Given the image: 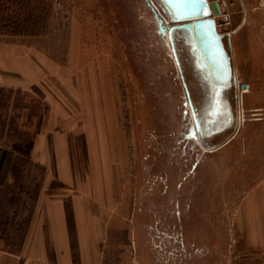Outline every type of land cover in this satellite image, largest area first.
<instances>
[{
  "label": "rangeland",
  "instance_id": "374dc122",
  "mask_svg": "<svg viewBox=\"0 0 264 264\" xmlns=\"http://www.w3.org/2000/svg\"><path fill=\"white\" fill-rule=\"evenodd\" d=\"M208 1L220 5L212 18L237 82L226 91L234 122L210 140L199 164L208 178L198 185L201 174L176 180L168 167L184 92L143 0H0V34L30 43V78L45 92L30 95L29 121L24 98L0 95V145L19 164L20 247L43 173L36 148L45 115L67 264H201L203 253L206 264H249L256 256L249 242L264 240V10L259 0ZM179 49L197 101L201 90ZM174 232L185 251L168 241ZM36 241L30 264H66L59 252L48 263Z\"/></svg>",
  "mask_w": 264,
  "mask_h": 264
},
{
  "label": "crops",
  "instance_id": "0c3cea01",
  "mask_svg": "<svg viewBox=\"0 0 264 264\" xmlns=\"http://www.w3.org/2000/svg\"><path fill=\"white\" fill-rule=\"evenodd\" d=\"M22 39L24 38L0 34V95L6 94L11 97L20 95L24 98L26 107L22 109V118L29 121L30 95L40 94L41 91L44 98L45 92L44 88L35 84L34 76L30 78V73L34 72L35 67L30 66V43ZM42 122L41 143L38 147L33 145V149L37 147L38 151H42V161L38 162L40 163L38 167L43 173L38 184L36 199L30 196L27 232L21 247L19 245V185L17 171H14L19 164L17 160L7 161L12 150L9 151L6 146L0 145V264H30V249L35 247L34 241H36L34 235L40 233H46L47 238L42 241L37 240L36 247L46 250L48 263L58 261L60 256L66 264L70 261L67 251L68 235L64 200L61 196L57 197L58 195L55 194L57 192L52 195L51 191V152L56 146L51 144V130L47 129L45 115L42 116ZM10 157L12 158V155ZM29 191L27 185V192ZM27 204L29 205L28 201ZM256 216H260L258 210ZM262 238L257 235L249 242V248L256 254L245 258L249 264H264ZM52 252L57 256L54 260L51 257Z\"/></svg>",
  "mask_w": 264,
  "mask_h": 264
},
{
  "label": "flooded vegetation",
  "instance_id": "af4514ba",
  "mask_svg": "<svg viewBox=\"0 0 264 264\" xmlns=\"http://www.w3.org/2000/svg\"><path fill=\"white\" fill-rule=\"evenodd\" d=\"M144 6L146 7V9L150 12L151 17H152V21L154 22L155 25V33L158 37L159 42L165 46L166 51H167V56L171 59L176 72L175 74L170 77L171 80L173 79L174 81L177 79L181 88L183 89L184 95L180 101V104L182 106L181 111H180V119H181V123H180V129L177 131L178 135H177V139H175V144L174 146L172 145L171 147L173 148L172 151L170 152L172 156H176V159L173 160L171 163L170 168L174 167L175 171H174V178L176 180H186L187 177H189L192 174V178H198L197 175L199 176V179H197L198 181V185L202 184L203 179L208 178L207 173L205 175V172L203 173V171L201 173L199 168H201V166L199 167V164H201L202 161H204L203 156H204V152L208 151L207 149H212L214 147H212V145L210 144V140L213 137H216L217 135H220L221 133L225 132L226 130H228L233 122H234V116H233V111H232V107L230 105V102L226 96V91L230 88L231 85H235V83L237 82L236 80L233 81L232 76H233V72L231 70V76L230 79L228 81L227 86L223 89L221 98H220V109L222 110L221 113H219L218 117L220 119H218V123H219V128L217 129V131L215 132H208V131H203V133L201 135H199L197 132H194V134H191V127L193 126V116L191 114V109H193L197 119L200 120V123L202 125V127L204 128V130L207 127H210L209 129H211V124L209 123V119L208 117L205 115L206 112L209 110V108L214 105V97L212 94V90L214 89V83L211 79L206 78L203 74V71L201 69H199L196 66V60L194 55L191 53V47L183 40V39H176L174 41V48H175V56L173 55V53L170 50L169 44L162 39L160 33H159V25L158 22L154 16L153 11L151 10V8L147 5V3L145 2V0H143ZM179 46L182 48V50L186 53L189 64L191 66V74L194 78V84L198 85V88L201 90V97L195 101L193 94H192V87L188 82V78L186 75V71L184 69V65L182 62V56L180 53V49ZM150 65L151 68H155V72L165 75L164 71L160 68L158 69L157 64L151 63ZM168 79V78H167ZM216 122V124H218ZM214 130V129H213ZM171 161V160H170ZM205 163V162H203ZM209 164V162L207 161L205 164ZM189 165V169L188 171L184 172V175H182L180 177L181 174V170L186 168V166ZM172 166V167H171ZM219 167V165H218ZM198 169V170H197ZM217 169V168H215ZM209 169H204V171H208ZM209 172V171H208ZM173 173V172H172ZM197 176V177H196ZM200 179L202 181H200ZM201 182V184H200ZM197 185V186H198ZM199 194V191H198ZM200 200V199H198ZM175 201V200H174ZM173 201V202H174ZM189 206V205H188ZM176 210L174 209V214H176L178 217L181 216V207H180V203H178L177 200V205H176ZM183 211H187L186 213H190V208L188 207L187 210H183ZM168 237V241L169 239L172 240V242H174L175 244H180L179 246L183 247V249L185 248V244H184V240H182L181 238V234L179 232H174L173 235H166ZM166 237V238H167ZM187 245H190V241H188V243H186ZM161 247V246H160ZM175 248L173 247L167 251L169 254H171L170 256L175 259L178 256V250L176 249L177 252H175ZM186 249V248H185ZM184 249V251H185ZM203 250V249H202ZM190 255H192L190 253ZM203 258H204V253H203ZM201 259L202 263L201 264H206L205 259ZM177 262V260H176Z\"/></svg>",
  "mask_w": 264,
  "mask_h": 264
},
{
  "label": "water",
  "instance_id": "95a60500",
  "mask_svg": "<svg viewBox=\"0 0 264 264\" xmlns=\"http://www.w3.org/2000/svg\"><path fill=\"white\" fill-rule=\"evenodd\" d=\"M145 2L153 11L159 25V33L166 44H169L173 55L175 56L174 41L183 39L191 47L196 66L214 83L212 90L214 105L205 114L212 125L211 129L214 130H210V127L204 130L191 109L194 122L190 129L191 134L197 132L201 135L203 131H217L218 119H220L218 114L222 112L219 105L220 98L231 76L230 58L223 46L222 35L217 32L215 20L212 18V14H220L218 4L214 1L208 3L207 0H156L162 13L171 23L168 26L152 1L145 0ZM232 79L236 80L234 74Z\"/></svg>",
  "mask_w": 264,
  "mask_h": 264
},
{
  "label": "bare ground",
  "instance_id": "6f19581e",
  "mask_svg": "<svg viewBox=\"0 0 264 264\" xmlns=\"http://www.w3.org/2000/svg\"><path fill=\"white\" fill-rule=\"evenodd\" d=\"M151 1H152V0H151ZM207 2L210 3L211 1H208V0H207ZM152 3H153V2H152ZM153 4H154V3H153ZM217 4H218V3H217ZM154 6H155L156 9H157V6H156V5H154ZM218 7H219V9H220V5H218ZM159 9H160V8H159ZM159 12H160V14L162 15V17L164 18L166 24L168 25V23H169V24L171 25V23L167 20V18L165 17V15L162 13L161 9H160ZM220 13H221V10H220ZM219 15H220V14H219ZM213 16H218V15H213V14H212V17H213Z\"/></svg>",
  "mask_w": 264,
  "mask_h": 264
},
{
  "label": "built area",
  "instance_id": "2783aa9c",
  "mask_svg": "<svg viewBox=\"0 0 264 264\" xmlns=\"http://www.w3.org/2000/svg\"><path fill=\"white\" fill-rule=\"evenodd\" d=\"M259 4L262 7V9L264 10V0H259Z\"/></svg>",
  "mask_w": 264,
  "mask_h": 264
}]
</instances>
